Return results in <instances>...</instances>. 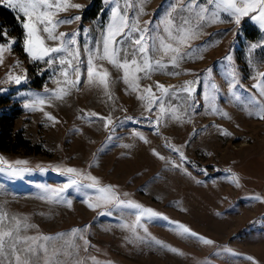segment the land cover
Returning a JSON list of instances; mask_svg holds the SVG:
<instances>
[{"label": "rangeland", "instance_id": "obj_1", "mask_svg": "<svg viewBox=\"0 0 264 264\" xmlns=\"http://www.w3.org/2000/svg\"><path fill=\"white\" fill-rule=\"evenodd\" d=\"M93 1L68 0L69 5L80 7H68L56 17H81L61 25L57 33L88 29L86 36H78L82 56L85 39H98L111 17V0H99L96 17H83ZM172 3L141 0L136 5L146 13L140 17L141 26L164 18ZM0 5L18 17L4 0ZM19 19L24 20L22 14ZM10 31L6 28L4 32L15 43L3 53L0 63V116L16 111L12 135L21 132L26 142L17 150L0 149V161L28 171L12 176L2 170L7 164L0 163V214L16 217L22 228L29 225L21 235L41 238L63 234V238L47 242L50 253L61 252L52 264H264V120L242 102L254 96L264 103V96L253 87L261 80L259 73H264V30L257 22L243 16L236 24L222 12L219 21L204 27L190 41V47L183 49L204 46L199 54L139 81L141 90L151 86L158 96L161 90L157 84L174 92L199 74L205 76L193 93L198 114H185L179 102L172 100L178 110H166L159 124V109L149 105L153 111H147L140 91H132L123 82L122 71L107 62L103 66L110 72L111 98L101 87L89 85L85 75L63 99L36 110L26 109L24 104L35 96L47 95L45 89L54 91L63 85L55 82L46 63L29 57L24 47L25 30L21 34ZM229 55L230 70H235L239 81L234 91L241 100L231 95L224 64L217 63H227ZM164 60L168 63L167 57ZM208 69H212L210 77ZM171 71L180 74L170 76L167 72ZM17 76L23 77L20 84L15 83ZM212 82L220 90L218 94L207 86ZM211 95H216L219 114L213 113L205 100ZM16 161L27 163L16 165ZM69 167L83 174L77 177L81 184L91 183L86 176L94 177L100 181L96 187L113 186L120 199L150 208L158 217H141L133 233L123 227L136 223L129 210L114 204L88 207L97 204L94 189L82 188L77 193L73 188L63 193L70 206L55 202L59 197H50L44 188L62 187L67 177L55 169ZM177 224L197 236L182 234ZM199 237L213 243L206 245Z\"/></svg>", "mask_w": 264, "mask_h": 264}, {"label": "snow or ice", "instance_id": "obj_2", "mask_svg": "<svg viewBox=\"0 0 264 264\" xmlns=\"http://www.w3.org/2000/svg\"><path fill=\"white\" fill-rule=\"evenodd\" d=\"M4 2L18 13V19L21 14L24 18L22 21V27L26 32L24 47L29 57L33 61L46 63L52 70L55 82L58 85H63L54 91L45 89L47 95L35 96L30 102L24 104L26 109L36 110L38 106L63 99L71 94L73 88L80 85L81 78L85 75L89 85L101 87L104 94L111 98L109 92L110 72L103 66V62H107L117 71H122L123 82L132 91H140L139 98L147 101L145 104L147 111L152 112L153 107L159 109L157 124L161 122L162 114L166 110H171L173 113L178 110L172 105V100L179 102L185 114H198L196 113L198 103L193 93L197 86H201L205 76L199 74L195 81H189L182 89L174 92H169L167 88L157 84L156 87L161 90L158 96L152 92L151 86L141 90L139 87L141 79H149L154 73L165 72L168 67L176 68L181 62L191 59L194 54H199L204 46L191 51L183 49L190 47V41L196 38L204 27L214 21H219L222 12L234 18L236 24L240 23L241 17L250 16L253 21L257 22L259 28L264 30V0H173L170 5L171 11L166 12L164 18L147 21L143 26L140 24V17L146 13L142 6L138 10L136 8L141 0H111L113 7L106 30L102 31L100 37L94 41L85 39L82 56L78 36L81 33L86 36L88 29H78L77 32L70 34L57 33L58 27L78 21L81 17L75 16L67 20L56 19L61 10L68 7L78 9L80 5H69L68 0H4ZM208 6H214L215 10L210 11ZM130 12L131 15H129ZM162 24L163 28H161ZM0 37H3V40H0V63H2L3 53L11 50L15 41L9 40L6 32H0ZM256 47V44L252 45L253 49ZM165 57L168 58V63H165ZM225 61L227 63L223 61L217 63L224 64L222 70L228 77L226 82L231 95L236 100H241V97L234 91L239 86V81L235 70H230L232 69L231 55L225 57ZM211 73L212 69H208L209 77ZM167 74L176 76L180 73L171 71ZM259 76L261 77L260 82L253 87L259 90L261 96H264V73H259ZM22 79L23 77L20 76L14 78L17 84H20ZM207 86L216 94L220 91L214 82ZM184 92L187 93V96L182 95ZM144 93L148 95L145 96ZM205 100L212 105L211 111L219 114V109L215 107L216 95L206 96ZM242 102L247 107L256 110L257 118L264 120V103L254 96H249L246 101ZM149 105L153 107H149ZM252 114L250 111L249 115ZM46 115L47 119L54 120L51 115ZM56 122L58 123V121ZM223 134L228 135L226 132ZM160 159H164V157H160ZM181 159H183L182 154ZM0 163L7 164L6 161H0ZM15 163L16 165H25L27 162L16 161ZM176 166L179 167V165ZM2 170L9 172L12 176H20L23 172L28 171L27 168H18L11 164H7V168ZM55 171L65 175L67 181L62 187H45L44 192L50 194V197H59L55 201L57 203L66 202L70 206L71 201H65L62 195L69 189L74 188L77 193H80L82 188L94 189L93 195L97 204H88V207L95 209L101 204H114L117 208L129 210L128 214L136 216V223L132 225L125 223L123 227L133 233H135L136 226L140 224L141 217L150 220L159 215L138 203L120 199L113 186L96 187L100 181L94 177L86 176L91 183L81 184L77 177L83 174L77 169L69 167L55 169ZM123 195L126 197L128 194L124 193ZM257 199L259 198L257 197ZM163 219L168 220L167 217H163ZM28 227L29 225L25 224L22 228L20 220L16 217L9 218L6 213L0 214V264H40L42 259L45 264H52V259L61 254L59 250H53L50 253L47 242L61 239L63 234L60 237L43 236L41 238L21 235V232ZM176 229L181 230L182 234L197 236L183 224H177ZM80 238L83 239V236ZM199 239L206 245L213 243L203 237H199ZM87 243L85 240V250ZM157 243L160 242L157 241ZM72 247L75 248V245ZM77 264H82V262L78 261Z\"/></svg>", "mask_w": 264, "mask_h": 264}, {"label": "trees", "instance_id": "obj_3", "mask_svg": "<svg viewBox=\"0 0 264 264\" xmlns=\"http://www.w3.org/2000/svg\"><path fill=\"white\" fill-rule=\"evenodd\" d=\"M99 0H94L89 8H86L82 15L87 18L96 17L99 6ZM0 32H4L6 28H11V34H21L23 32L22 19H18L15 12L0 5ZM3 40V37H0ZM2 104L6 101L1 99ZM16 112V111H15ZM7 112L0 116V149L8 151V149L17 150L20 146H24L25 142L21 132L12 135L15 113ZM14 136V138H13ZM14 142V143H13Z\"/></svg>", "mask_w": 264, "mask_h": 264}]
</instances>
